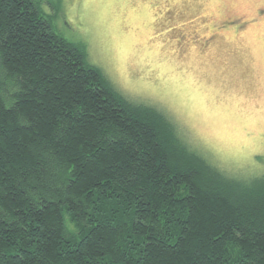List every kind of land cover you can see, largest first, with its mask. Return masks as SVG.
Instances as JSON below:
<instances>
[{"label":"trees","instance_id":"trees-1","mask_svg":"<svg viewBox=\"0 0 264 264\" xmlns=\"http://www.w3.org/2000/svg\"><path fill=\"white\" fill-rule=\"evenodd\" d=\"M41 2L0 0V264H264V176L189 149Z\"/></svg>","mask_w":264,"mask_h":264},{"label":"rangeland","instance_id":"rangeland-1","mask_svg":"<svg viewBox=\"0 0 264 264\" xmlns=\"http://www.w3.org/2000/svg\"><path fill=\"white\" fill-rule=\"evenodd\" d=\"M41 4L49 13L57 4V30L126 99L161 112L189 149L228 177L264 176V0ZM255 17L238 31L226 23Z\"/></svg>","mask_w":264,"mask_h":264},{"label":"flooded vegetation","instance_id":"flooded-vegetation-1","mask_svg":"<svg viewBox=\"0 0 264 264\" xmlns=\"http://www.w3.org/2000/svg\"><path fill=\"white\" fill-rule=\"evenodd\" d=\"M257 16H259V15H257ZM257 16H256V17H257ZM256 17L253 18V19H249V20H248V19H247V20H246V19H243V21L233 20V21H230V22H229V21H227V22L225 21V22L227 23L228 26H231V27H233L232 24H234V23H238V22H239L241 25H239L238 28H234V27H233L234 29H236V30L238 31L239 28H241V27L243 28L244 25H245V26H246L247 24L255 25L257 22H259V19H258L257 21H255ZM253 20H254V21H253ZM241 22H242V23H241ZM250 22H251V23H250ZM215 27H219V26H215ZM220 27H221V28H222V27H225V28H226V25H224V22L220 25Z\"/></svg>","mask_w":264,"mask_h":264}]
</instances>
